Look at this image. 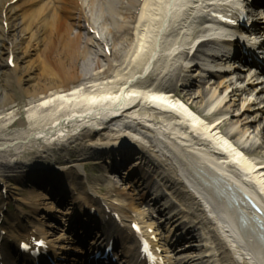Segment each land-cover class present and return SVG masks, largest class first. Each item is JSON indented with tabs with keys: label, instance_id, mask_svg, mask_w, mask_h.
<instances>
[{
	"label": "bare ground",
	"instance_id": "6f19581e",
	"mask_svg": "<svg viewBox=\"0 0 264 264\" xmlns=\"http://www.w3.org/2000/svg\"><path fill=\"white\" fill-rule=\"evenodd\" d=\"M11 1L0 0V171L16 179L0 174V233L77 249L51 215H69L63 194L68 229L85 206L110 218L102 202L156 228L132 172L200 241L193 261L264 264V216L244 206V191L264 201V79L218 61L229 75L216 80L214 58L190 55L225 0ZM90 160L113 176L105 193L84 175ZM10 201L17 212H4Z\"/></svg>",
	"mask_w": 264,
	"mask_h": 264
},
{
	"label": "rangeland",
	"instance_id": "374dc122",
	"mask_svg": "<svg viewBox=\"0 0 264 264\" xmlns=\"http://www.w3.org/2000/svg\"><path fill=\"white\" fill-rule=\"evenodd\" d=\"M219 79H221V78H218L217 80H219ZM196 86L199 87V85H196ZM196 86H194V87H196ZM177 88L180 89L181 87L178 86ZM94 161L95 160H93L91 162H94ZM92 166H93L92 169H89V171H88V174H89L88 178H90L92 180V183L95 182L96 187H101V192L104 193L105 191H107L108 187H110L112 185L111 179L108 176L109 174L106 172V170L104 168H102L100 165H98L96 163L93 164ZM13 173H14V168H12V167L4 168V169H1V171H0L1 175L2 174L5 175L4 177H6L8 179L15 180L16 177L12 176ZM135 181H137V185H136V183L134 181L133 182L129 181V185L128 186H130V190L134 193V197L138 201L139 206L143 207L146 204V201H149V199L144 198V197L142 198L140 196V190L139 189L145 191V189H143L141 187L142 180L141 181L135 180ZM14 182L15 181H12V183H14ZM17 193L22 194L23 196H25V195H27V190H26L25 187H23L22 189L17 191ZM6 210H7V212L15 213L16 212V203L13 202V201L8 203V205L6 207Z\"/></svg>",
	"mask_w": 264,
	"mask_h": 264
}]
</instances>
